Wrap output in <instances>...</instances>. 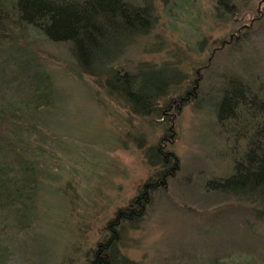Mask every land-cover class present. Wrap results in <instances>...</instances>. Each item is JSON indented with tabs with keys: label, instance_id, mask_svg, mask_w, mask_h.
<instances>
[{
	"label": "rangeland",
	"instance_id": "1",
	"mask_svg": "<svg viewBox=\"0 0 264 264\" xmlns=\"http://www.w3.org/2000/svg\"><path fill=\"white\" fill-rule=\"evenodd\" d=\"M148 1L151 26L114 66L137 73L152 63L168 69L153 79L178 75L150 116L83 71L69 42L11 14L0 20V178L7 180L0 264H86L119 209L133 207L144 185L162 176L160 145L180 167L151 191L140 224L121 222L118 247L128 264H264V191L207 182L234 173L241 153L258 142L244 111L234 122L219 114L227 115L230 83L264 96V0ZM45 75L50 95L38 106ZM188 93L175 114L171 99ZM29 169L37 184L18 188L17 198L11 183Z\"/></svg>",
	"mask_w": 264,
	"mask_h": 264
},
{
	"label": "trees",
	"instance_id": "2",
	"mask_svg": "<svg viewBox=\"0 0 264 264\" xmlns=\"http://www.w3.org/2000/svg\"><path fill=\"white\" fill-rule=\"evenodd\" d=\"M163 1L167 3L169 0ZM214 1L217 7L229 6L231 2V0ZM146 4L141 6L130 0H0V20H7V16L4 15L11 14L15 23L20 21L23 22V26H33L53 41L69 42L83 71L97 77L108 92L124 97L133 112L150 116L158 110L161 100L167 99L171 90L177 87L178 75L174 74V77L169 80L153 79V74L161 73L164 66L152 63H143L137 73L114 66V63L127 48V44H131L130 42L135 36L145 33L151 26L152 10L148 0ZM14 13L18 17H15ZM164 69L166 72L168 71V69ZM47 78L49 76L45 75L39 83L42 85L37 86L38 97L36 100H40L38 106L47 101L42 99V95H46L45 97L50 95V90L43 92L46 90L43 83H46L45 86L49 85ZM100 79L102 80L100 81ZM229 85V91L225 96L229 102V109L225 117L221 113L219 114L220 120L223 121L226 118L234 122L243 117L240 112L244 111L243 113L247 115L245 119L249 118L252 121L247 130L249 133L254 130V137L258 139V142L253 146L254 149L250 147L246 152L241 153L242 161L237 164L234 173L225 178L218 179L216 177L217 180L208 179L207 182H216L212 186H209V183L208 187L224 191L228 189L234 192L241 190L242 193L248 191L252 195L257 191L263 193L264 96L261 91L251 93L242 82L233 88L231 83ZM189 93L185 96L172 98L168 107L177 102L173 106L176 110L175 114H177L181 106L189 101ZM250 93L251 98H249ZM177 99L181 101L178 102ZM247 100L250 102H245ZM248 105L250 107L246 109ZM249 110L254 112V115H251ZM170 115L167 114L165 118H169ZM249 144L252 145V143ZM156 155L158 158L163 156L161 158V164L164 167L162 176L154 183L149 182L144 185L141 194L134 200L133 207L119 209L116 219L108 226L110 237L97 245L93 258H90L86 264H128L130 262L121 254L118 247L121 222L127 220L132 225L140 224L147 206L152 202L151 191L166 184V177L174 175L172 172L180 167L179 158L174 151H164L163 146L160 145ZM169 161L172 163L170 170L165 169ZM31 170L25 171L22 181L15 180L16 182L11 183L17 198H22L18 188L33 186L35 182L37 184L35 176L27 177ZM6 182V179L0 178V186H4Z\"/></svg>",
	"mask_w": 264,
	"mask_h": 264
}]
</instances>
